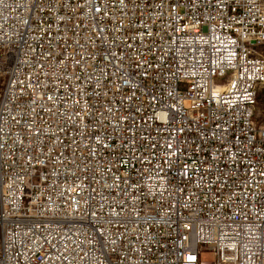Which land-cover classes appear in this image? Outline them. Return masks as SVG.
I'll return each instance as SVG.
<instances>
[{
  "label": "built area",
  "instance_id": "built-area-1",
  "mask_svg": "<svg viewBox=\"0 0 264 264\" xmlns=\"http://www.w3.org/2000/svg\"><path fill=\"white\" fill-rule=\"evenodd\" d=\"M263 51L264 0H0V264H264Z\"/></svg>",
  "mask_w": 264,
  "mask_h": 264
},
{
  "label": "rangeland",
  "instance_id": "rangeland-1",
  "mask_svg": "<svg viewBox=\"0 0 264 264\" xmlns=\"http://www.w3.org/2000/svg\"><path fill=\"white\" fill-rule=\"evenodd\" d=\"M259 51H261V49H259ZM3 82H4L3 70L0 67V95L3 89ZM215 83L223 84L225 83V79H219V80L216 79ZM257 98H258V103L255 107V117L257 122L261 124L264 122V92H259Z\"/></svg>",
  "mask_w": 264,
  "mask_h": 264
}]
</instances>
